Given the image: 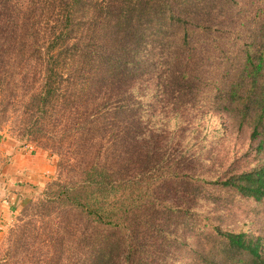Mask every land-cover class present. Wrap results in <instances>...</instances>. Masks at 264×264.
<instances>
[{
  "label": "trees",
  "instance_id": "trees-1",
  "mask_svg": "<svg viewBox=\"0 0 264 264\" xmlns=\"http://www.w3.org/2000/svg\"><path fill=\"white\" fill-rule=\"evenodd\" d=\"M204 1L0 0V129L59 159L29 221L25 215L10 230L6 261L170 264L198 231L194 264H264L261 237L225 231L197 207L205 185L264 200V169L202 179L166 134L171 113L183 115L202 95L199 62L208 49L194 35L206 41L233 6ZM249 20L254 41L238 58L218 56L226 65L216 98L241 123L252 119L257 138L264 135V4ZM211 237L223 263L205 252Z\"/></svg>",
  "mask_w": 264,
  "mask_h": 264
},
{
  "label": "rangeland",
  "instance_id": "rangeland-1",
  "mask_svg": "<svg viewBox=\"0 0 264 264\" xmlns=\"http://www.w3.org/2000/svg\"><path fill=\"white\" fill-rule=\"evenodd\" d=\"M204 2H210L212 6L219 5L218 10L224 7L223 4L233 6L216 18L214 24L217 25L218 30L214 33L209 32L206 41H203L204 36H200L201 34L194 35L197 45L203 44L208 49L202 53V60L199 62L200 72L204 77L201 86L202 95L183 115L179 113L178 116L177 113L172 112L165 129L169 142L173 143L172 152L190 156L192 173L201 175L202 179L208 181H226L234 175L264 169V135L254 137L253 120L241 123L238 118L239 113L235 110L225 111L221 108L222 100L216 98L219 86L217 79L226 65V62L218 56L224 50L226 53L235 54L238 58L240 51L254 41L257 31L252 28L249 19L258 7V3L264 4V0H205ZM194 18L196 16H191L189 21H194ZM242 62L243 57H240L236 64ZM158 101L156 105L159 104ZM251 116L255 119V114ZM162 117L161 111L158 110L157 121L161 127ZM0 134L15 147L45 157L51 169L45 184L34 187V191L26 195L10 218L0 223V264H17L14 259L8 257L6 261L4 257L10 247L9 232L18 219L24 218L25 215L29 221L31 213L28 214V210L42 197L47 183L57 176L59 159L12 133L8 127L0 129ZM178 143L181 145L177 146ZM205 186L207 189L203 191L201 200L197 203L199 212L208 217L212 224L220 225L225 231L247 232L256 238L261 237L264 249V200L243 195L235 188H223L221 185ZM188 235L190 245H178L179 250L174 255L178 262L170 261V264H194L192 249L198 246L202 235L200 236L198 231L194 234L190 232ZM205 246V252L208 253L211 262L223 263L219 241L211 237L206 240ZM28 259L26 264H32L30 261L32 257ZM202 261L203 263L200 264H206L205 259Z\"/></svg>",
  "mask_w": 264,
  "mask_h": 264
},
{
  "label": "crops",
  "instance_id": "crops-1",
  "mask_svg": "<svg viewBox=\"0 0 264 264\" xmlns=\"http://www.w3.org/2000/svg\"><path fill=\"white\" fill-rule=\"evenodd\" d=\"M51 169L45 157L17 148L0 134V223L7 221Z\"/></svg>",
  "mask_w": 264,
  "mask_h": 264
}]
</instances>
